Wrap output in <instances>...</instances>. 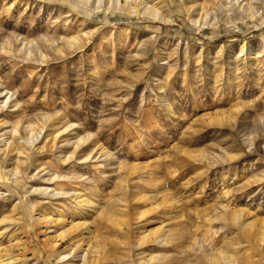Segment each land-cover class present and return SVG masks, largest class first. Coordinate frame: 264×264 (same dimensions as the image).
Here are the masks:
<instances>
[{
	"label": "rangeland",
	"instance_id": "1",
	"mask_svg": "<svg viewBox=\"0 0 264 264\" xmlns=\"http://www.w3.org/2000/svg\"><path fill=\"white\" fill-rule=\"evenodd\" d=\"M73 2L0 0L1 259L51 264L44 213L67 230L59 250L97 237L100 264L253 258L216 215L264 219V0H242L252 19L228 0H145L164 23Z\"/></svg>",
	"mask_w": 264,
	"mask_h": 264
},
{
	"label": "bare ground",
	"instance_id": "2",
	"mask_svg": "<svg viewBox=\"0 0 264 264\" xmlns=\"http://www.w3.org/2000/svg\"><path fill=\"white\" fill-rule=\"evenodd\" d=\"M73 1H74L73 3H75L80 9H82L83 11H87V13L91 12L94 14H98L101 12V13H105V14L112 13V15L113 14H119V15L127 14L129 16H140V14H141V15H144V16L150 18L151 20H153L155 22H157V21L162 22V23L171 22L170 18H167L165 15H163V13L160 11V9H158L155 5H149L147 2H145V0H73ZM228 3H229V5L235 7V9L237 11L241 12V14H244L245 17L247 16L251 19L253 18V15L251 14L249 8L246 7L245 3H242V0H228ZM241 3H242V5H241ZM193 7H194V5H191L190 7L186 8L187 14L190 12V14H188V16L194 14L193 13V10H194ZM219 8H220V6H219ZM201 10H202V13L200 12L198 14V15H200L199 17L191 18L190 21L193 23V25L194 24L199 25L202 20H204V22L207 21L205 19L208 16V14H207L208 10H206L203 7L201 8ZM192 16H194V15H192ZM200 27H204V26H200ZM77 44H78V39H76L75 37L69 38L65 41V45L69 49H72L73 47L77 46ZM1 95H3V93ZM1 95H0V97H1ZM9 97H11V95ZM3 98H5V94H4ZM3 108H5V103H4ZM31 127L32 126L27 127L26 129L31 130L30 129ZM15 133H17V132H14V134ZM33 140H34V137H33V134L31 133L28 135L27 141L32 143ZM7 144H8L7 146L10 147V142L7 141ZM17 170L18 169L13 170L14 174L17 172ZM44 190L46 191L47 189L45 188ZM227 212L229 213L228 217H227V215H226V217L222 216V215L226 214ZM249 214H250V212L248 210H246V211H244V210L243 211H233V212L229 210V211H226L225 213H223L222 215H216V219H221L224 222H228L229 224L231 223V225L233 227H235L239 230V236L242 237L241 243L243 242L244 245H246V246H243V248L246 247V251H247L246 257L247 258L253 257V258L232 259L231 256H229L225 252L221 251V252H219V254H220L219 256L222 257V260L212 261L211 257L209 256L210 258H206L208 260L205 261V263H207V264H243V263L244 264H252L253 263L254 264L255 261L264 263V219H258L256 217L251 216V215L249 217ZM30 217H31V221H32L33 225H38V226L39 225H42V226L45 225L44 226L45 230L43 232H41L42 233L41 235H43L42 236L43 240L37 239V244L39 246V249L42 251L43 258L51 259L52 260V262H50L51 264H71V262H72L71 260L73 258H76V257L79 258L78 259L79 264H100L103 261L108 260L109 257L107 255L106 251L102 248V245H101L102 243L100 242V240H96L97 237L95 239V242H90V243H87L85 245H83L82 242H79V243L76 242L75 244L71 243V244L67 245L66 247H64L63 249L59 250L60 246L57 245V240L64 241L67 238V230L60 232V234L58 236H55V235L53 236L52 234H50L51 231L49 229L52 227V225L59 224V222H60L59 219L61 217L60 218H54L53 216H51L47 213H44L43 215H36V216L30 214ZM114 222L116 223V221H114ZM83 225H85V223ZM79 227H80V225L75 224V225H73V227L69 228L68 230H69V232H74V230L76 231ZM158 233H159V230L156 228L154 233L151 234V232H148V233L142 235L141 238H139V239L142 243H144L145 239H149L150 237L153 236V239H152L153 243H156L155 239H157L156 236H158L157 235ZM78 235L79 234H77V236ZM72 238L70 237L68 239V242ZM158 239H159L158 243L159 242L162 243L165 238L163 239V238L158 237ZM14 243L16 245L20 244V243L18 244L17 242H14ZM234 245H236V243ZM238 247H242V245L238 246ZM238 247L236 246V248H238ZM33 255H34V253H33ZM256 257H258V258H256ZM151 259L152 258H150V260ZM18 262H19V260L17 259V257L13 258L12 256H5V259L4 258L1 259V256H0V264H17ZM189 263H191V262H189Z\"/></svg>",
	"mask_w": 264,
	"mask_h": 264
}]
</instances>
